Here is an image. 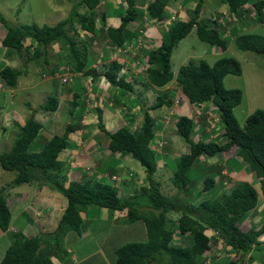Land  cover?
<instances>
[{
  "label": "trees",
  "instance_id": "obj_1",
  "mask_svg": "<svg viewBox=\"0 0 264 264\" xmlns=\"http://www.w3.org/2000/svg\"><path fill=\"white\" fill-rule=\"evenodd\" d=\"M99 1L77 0L76 4L71 5L67 16L53 25H38L34 22L10 25L0 14V24L5 29L0 39L3 56L23 57L26 60L30 58L37 60L41 57L42 64L47 66L49 62L47 47L52 42L58 43L59 62L68 64L72 69L70 72L79 71L81 76H89L91 80H98L102 76L107 86L115 89L116 94L113 99L114 103L118 102L117 98L119 99L121 95L134 91L133 84L136 79L135 77L128 79L125 74L120 75L122 69L120 62L116 59L107 60L103 51L104 49L110 51L114 45L121 47L124 42L134 38L136 32L130 30L129 24L140 21L143 13L140 10L136 11L134 0H124L125 7L114 11L119 14L118 25L106 26L105 11H96ZM193 1V8L187 10L189 14L188 17L186 16L187 19L181 18L186 10L182 14H176L177 18L161 32L159 45L143 53L146 59L145 78L140 80L143 90H137L130 102V105H139V126L122 125L109 132L103 126L101 110L94 108L95 125L106 138L105 147L110 153H127L136 160L144 171L147 185L140 186L132 180L129 182L127 178L121 177L124 173L119 175V171L113 167H109L110 173L119 176L116 180L117 184L106 182L102 175L96 179L87 177L82 180H67L65 172L69 165L58 159V154L68 144L69 132L80 126L73 122L76 117L75 106L78 94L72 91L67 110L72 119L64 126L61 134H52L38 150L29 151V144L35 139L40 128V123L31 114L19 125V131L11 146L6 151L0 152V167L12 171L11 180L6 185L8 188L30 182L43 184L46 181L66 201L52 231L33 236H27L17 230L11 232L9 244L0 259V264H51L49 255L51 246L55 244L54 255H56V249L66 232L75 231L79 234L82 222L80 214L88 206L117 212L124 210L125 216L119 219L120 221L130 223L141 220L144 224L146 240L126 242L116 247L113 251L112 264H218L214 261L202 262V253L211 248V240L206 235V230L215 232L222 243L237 254L236 259L229 260L225 264H236L237 261L252 259L264 264V247L260 245L264 239V221L256 228L249 227L244 230L238 223L246 212L258 206L257 191L251 183L239 179L233 184H228L227 192L219 194L212 200L203 199L195 206L190 203L186 195L180 196V193L185 194L190 191L194 181L191 179L190 170L197 164L200 165L197 168L201 167L205 171L199 173L204 179L200 188L196 190V195L213 188L223 177L219 176L221 170L217 173L213 172V162L208 163V159L214 157L219 164L218 154L234 146L235 156H238L240 159L238 161L253 174L254 181L259 184L260 193L264 198V108L254 109L246 116L244 124L239 126L232 108L239 103L241 91L225 88L222 84L225 75L240 73L239 62L233 57L219 56L211 63L200 60L197 63L181 64L174 78L169 62L173 47L192 28L198 40L210 45L224 46L227 37L222 34L223 28L216 22L220 16L230 19L232 26L229 30L234 31L233 44L236 49L263 55V35L238 34L236 29L240 22L247 24V20L241 18L242 14L250 11L244 8L247 1H250L255 20L264 21V0H214L216 5L212 12L217 10V13L206 22L199 16L204 0ZM170 2L171 0H149L145 6L147 17L155 21L164 20L165 8ZM77 6L81 7L80 11ZM95 37L100 38L98 43L95 42ZM92 41L93 45H91ZM63 50L66 51L64 55L61 52ZM29 52L31 54L27 57ZM87 52L93 59L91 63L101 59L102 65L98 68L91 67V63L87 65ZM55 71L57 68L50 67L42 75L50 76ZM20 72V69L13 70L9 66H2L0 81L7 87H13ZM172 78L187 102L194 104L210 102L214 106L213 110L218 112L217 117L223 125V130L218 137L222 138V141L216 142L208 138H211L212 134L206 132L202 126L196 128V122L192 117L183 113L176 117L174 120L176 134L185 141L187 148L174 157V167L169 168L170 185L179 193L166 195L161 192L158 181L152 177L157 165L159 163L165 165L167 161L166 156L161 155L164 142L158 147H152L156 146L155 141L162 137L155 128L159 123L155 121L150 111L158 110L162 106H170L172 99L168 97V91L153 92L151 88H149L152 92L150 100L141 95L147 86L161 87ZM92 89L94 90L95 86ZM57 103L56 97L50 95L40 107L54 111ZM211 131L213 132L214 128H211ZM196 133L199 137L193 138ZM238 161L233 156L229 164L235 165ZM229 171L233 170L229 168ZM111 175L109 174V177ZM122 186L126 189L131 186L134 192L131 191L129 195L123 194L121 190L119 191ZM5 187L0 188V230L2 231L9 226L10 220L9 206L3 194ZM140 189L141 192L137 191ZM141 196L145 199L143 204L148 209L139 207L143 206L139 203ZM168 211H174L175 213L172 212L174 216L168 217ZM171 224L172 228L169 226ZM173 235H177L180 239L186 236L184 240L186 244L181 246L174 242Z\"/></svg>",
  "mask_w": 264,
  "mask_h": 264
},
{
  "label": "rangeland",
  "instance_id": "obj_2",
  "mask_svg": "<svg viewBox=\"0 0 264 264\" xmlns=\"http://www.w3.org/2000/svg\"><path fill=\"white\" fill-rule=\"evenodd\" d=\"M149 0H134L136 5V11L142 10L143 7H139V4H145ZM77 0H0V14L3 16L5 21L10 25H17L20 23H37L38 25L47 24V25H53L57 21L65 18L67 16L68 11L70 10L71 5L76 4ZM50 4H53V7H56V10H52ZM58 5V6H55ZM124 6L125 2L124 0H100L99 4L96 8V11H105L106 18H105V25H111L116 26L117 25V17L119 16L118 12L114 13L118 6ZM194 1L193 0H171V2L167 5L169 7V11H165V15L168 17V21L170 19L171 13H177L182 14L185 12V10H189L190 7L193 8ZM216 3L214 0H204L201 11L199 12V16L202 21L206 22L209 21L210 18H212V15L217 13V10L212 12V9L215 8ZM79 8V11L81 10L80 6L76 7ZM246 8L249 9V12H245L242 14L241 18L244 20H247V24H242L241 22L237 25V32L238 34L241 33H255L259 35L264 36V21L263 22H256L254 11L252 10L250 1H247ZM206 10V11H205ZM264 12V11H263ZM189 16L188 11L181 15V18L184 20L187 19ZM165 17L164 19H166ZM176 19V17H175ZM167 20L165 22H167ZM225 21H229L226 18ZM155 25V22H153L151 19H149L144 12L142 15V19L138 22H133V24H137L138 28L140 25L143 29L147 30V36L150 39L154 40H160L161 32H163L168 25L169 22L166 25H162L163 21H158ZM229 23V22H228ZM230 24V23H229ZM136 26V27H137ZM160 26V27H158ZM158 27V31L156 32L155 29ZM151 29V30H150ZM5 29L0 24V39L2 38L4 34ZM79 31V30H77ZM229 32V31H228ZM138 36H142L143 33H141L139 30H137ZM230 34V33H229ZM236 35V34H235ZM81 37V36H80ZM75 39L77 37L75 36ZM95 42H99L100 38L97 39V37L94 38ZM94 42V43H95ZM93 41L91 42V45ZM80 43H78L79 45ZM102 46V45H101ZM209 48V51L215 52V55L209 54L210 52L207 51ZM103 54L105 56H108L109 53L104 49ZM58 43H51L47 47V56L49 59V62L47 66L45 64H42V58L39 57L37 60L28 59L26 62L27 69L24 68V65H20L19 58L16 56H13V60L15 62V66L13 68L15 70L20 69V75L17 78L16 81V87L15 88H8L6 86H3L0 83V152L6 151L12 144L15 135L19 131V125H21L24 120L27 117H30L31 114H33V118L37 120L40 123L39 133L35 137V139L29 144L28 150L29 151H36V145L42 143L41 141L45 140L42 139L46 136V139L48 136H51L52 134H61L64 131V126L70 122V117L68 113V101L70 100V94L72 91H75L77 94H82L81 87L83 86L82 82V76H77L79 73H75L72 75L70 79H67V82H63L61 79V75L66 74L67 71H71V67L64 65L63 63L59 62V56H58ZM64 54H66V51H61ZM2 49L0 48V67L4 64L12 63L11 61H5L4 59L8 60V58H4L2 55ZM31 52H29L30 56ZM25 55V54H24ZM27 55V54H26ZM91 54L87 52V65L92 62V58L90 57ZM219 56H230L235 58L240 65V73L239 74H227L222 78V84L225 88H231V89H239L241 91V99L237 105H235L232 108L233 114L239 124V126H242L244 124V120L248 114H250L254 109L256 108H264V56L251 52V51H241L239 49H236V47L233 44V37L230 36V38L227 37V43L224 46H211L210 44L200 41L196 38L194 35V28L190 30V32L182 39H180L176 46L173 47L170 53V70L173 74L176 73L177 68L181 64H185L187 62H193L197 63L200 60H204L208 63L213 62L217 57ZM2 57L4 59H2ZM97 61V60H96ZM131 63H134V61H131ZM13 64V63H12ZM98 64V63H97ZM9 65V64H8ZM136 66V65H133ZM50 67L57 68V71L54 72L53 75H46L43 76L42 74L45 73V71L49 70ZM69 69H66V68ZM96 67H98L96 65ZM47 68V69H46ZM71 69V70H70ZM135 69V68H134ZM128 72V71H126ZM137 73L136 77L141 78L140 73L138 74V71H133V73ZM86 79L88 77H85ZM130 79V78H128ZM101 82L102 79H99ZM92 82V80H91ZM96 84H99L96 82ZM108 84L103 81V84L100 86L101 90H104L103 93L110 94L111 89L109 88L107 91L106 89H103ZM172 86H174V83H171ZM2 87V88H1ZM137 88V89H136ZM178 88V87H176ZM134 91L132 93L127 92L126 98L129 100L132 99V95L135 94L137 90H143L141 85L139 83L133 84ZM152 89V88H151ZM174 94H177L175 92ZM54 95L58 101L57 107L54 111L44 110L40 107L42 103L47 99L48 96ZM151 95H149V100ZM179 100L182 101V103H185V99L183 95L179 94ZM104 100V95H100L99 99ZM127 102V101H125ZM129 105V104H128ZM209 102H206L202 109H194L193 112H189L191 117L194 119V122H196L197 126L200 125L206 132L212 134L210 140H215L216 142H221L222 138H218L223 130V125L218 119V112L216 110H213V105ZM178 104H173L170 107L162 106L158 110L150 111L151 115L154 116L155 121H157L159 124L163 122L166 123L165 126V132L166 130L174 132L172 135H168V140L166 142V139H163L165 141V146L162 147L161 155L166 156L167 163L164 165L162 163L158 164L157 161V170L153 173V178L158 181L159 187L162 193L166 195H174L176 193V190L170 185L169 182V175H170V169H173L174 167V157H177L180 153L184 152L187 148L185 141L182 140L180 136H177L176 132L173 128V120L176 119L175 116L179 113H182L183 110H178L179 113H176L178 109ZM104 109V108H103ZM176 110V111H175ZM188 111V109H187ZM95 111H91L92 114H94ZM162 112V113H161ZM185 112V111H184ZM96 114V112H95ZM163 115V116H162ZM189 115V114H188ZM126 117H123V121H125ZM102 120L105 124L108 125L112 123L113 118L107 115L105 112H103ZM114 121V120H113ZM17 122V123H16ZM119 124H122L120 122ZM133 124H136V127L140 124V116L137 119L136 122ZM115 127H110L107 129V131H111L118 128V124H114ZM107 127V126H106ZM132 127H135L133 125ZM113 128V129H112ZM211 128H214V131H211ZM111 129V130H110ZM93 132L95 136L97 137V133L101 132V130H98L96 133V128L93 129ZM48 134V136L46 135ZM102 134V135H101ZM99 136H103V132H101ZM84 136V134H82ZM199 137V134L196 133L193 135V138ZM103 136V140H104ZM205 138V136L203 137ZM154 141V139H153ZM80 151L85 153L84 146L88 149L91 146V142L87 145L86 141H80ZM97 145V144H92ZM68 146V147H67ZM66 149L69 150L70 148H78V146H73L72 144H67ZM157 147V146H152ZM164 147L166 149H164ZM65 150V152L67 151ZM165 151V153H163ZM235 147L232 146L228 150L224 152H220L218 156H220L219 164L217 163V159L214 157H210L208 159L209 162H213V172L217 173L218 170H221L219 172V176H222L223 178L217 182V184L211 188L210 190L206 191L203 194L196 195V190L200 188L201 182L203 181V176H200L199 173L205 171L204 169L197 168L198 165L192 166L190 170L191 179L194 180L192 187L190 188V191L186 192L185 194L180 193V196H185L190 200V203L192 205H198L200 204V201L203 199L212 200L215 197H217L219 194L223 192H227L229 190L228 184H233L239 179L247 180L249 183H251L254 188L257 191V205L255 208L251 209L250 211L246 212L243 217H241L238 220V223L240 227L244 229H248V227H257L262 221H264V198L262 197L259 189V184L254 181L253 174L248 171L244 164L238 160L239 157L235 156ZM108 151H105L107 153ZM166 152H169L168 154ZM103 153V152H102ZM110 153V152H109ZM77 154V152L75 153ZM111 155V154H110ZM120 156H117L116 154L111 155V159H105L100 161V166L98 167L100 171H110L109 167L116 168L119 171V175H123V178H127L129 182L131 180L133 182H136L138 185H147V181L145 179V174H141L142 167L140 164L132 159L127 153H121ZM100 156V153H99ZM117 156V157H116ZM235 157L237 159L238 163L235 165L233 163L231 166V169L233 171H229V167L227 164L231 161L232 157ZM115 157V158H114ZM95 160H98L96 157ZM159 159V158H158ZM75 160H71L73 162ZM71 162L64 163L65 165L71 164ZM219 167H218V165ZM64 165V166H65ZM95 165V164H94ZM163 165V166H162ZM228 167V168H227ZM90 168V167H89ZM109 168V169H108ZM92 169L93 164H92ZM201 169V171L199 170ZM228 169V170H227ZM72 171H76V167L71 166ZM78 170V169H77ZM84 170L88 172L86 174L87 176L90 175V171L87 167H84ZM95 170V169H94ZM68 179L74 180V179H81L84 174H80V172H77V175L73 176L71 171H68ZM223 172V173H222ZM245 173V175H243ZM97 175V174H96ZM129 175L130 177H127ZM189 176V174H188ZM12 177V171L3 170L0 167V188L5 187L8 182L11 180ZM98 175L96 176V178ZM139 178H141V181L139 182ZM217 176L214 177L216 179ZM228 178V179H227ZM109 183L112 182L110 179H106ZM225 182V183H224ZM114 184H117V181H115ZM37 185L42 186L45 185L47 187V190L50 192H54L55 190L50 187V185L45 181L43 184L33 183L30 185L26 184H20L18 187H10L6 186L4 190V198L7 200V203L9 202H15L18 212L16 214L14 213L13 219L11 223L14 226H17L19 230H23L24 225H28V217L31 218V214L29 211L22 212V207L24 204L20 203L16 197H14L15 192L14 191H25L23 193V197L26 195L33 196L34 189H38ZM228 186V187H227ZM21 187V188H20ZM50 187V188H49ZM135 187V185H134ZM52 188V189H51ZM132 187L129 188L120 187L119 191L121 190L123 194L129 195L132 191L134 192ZM141 192L140 190H137ZM14 192V193H13ZM57 193V192H56ZM59 194V193H58ZM61 197V200L64 201V197L59 194ZM142 197V196H141ZM144 198H141V201H139L140 204L143 206H139L141 209H148L144 206ZM138 203V202H137ZM14 205V203L11 204V206ZM9 206V204H8ZM88 210L90 212H87L86 216H84V212L81 215V228L84 229L87 233L86 236L89 238V240L92 241L94 248L90 254L83 257L78 255H75V259L72 260L68 257L70 252V241L75 238V231H68L62 238V242L60 243L59 247L56 249L57 253L54 256H51L57 261L59 264H69L72 262V264H112L114 260V254L113 251L116 247L120 246L123 243L126 242H143L146 240V234H145V228L144 224L141 220H136L134 222H123L120 220H115L114 214L117 216L118 213L125 214V211L117 212V211H111L110 209L105 210L100 207L96 206H88ZM94 209H92V208ZM103 209V211H102ZM41 216L48 214V211L45 209H41ZM12 212V211H11ZM113 212V213H112ZM174 211H168L167 216L172 217L174 216ZM34 215V213H33ZM178 215V214H177ZM28 216V217H27ZM176 216V215H175ZM27 218V219H26ZM32 219V218H31ZM41 220L40 218H37V224ZM55 222L52 220V223L48 225V227L45 228V230H50L54 226ZM172 228V224L169 225ZM42 233L41 231H37L36 234ZM47 233V232H45ZM80 233V232H79ZM84 238V237H82ZM75 242V240H73ZM220 243L222 244V241L220 240ZM185 244V243H183ZM75 244L71 247H73ZM95 245V246H94ZM264 247V239L261 244ZM72 250V249H71ZM60 251V252H58ZM75 251V250H74ZM73 251V252H74ZM257 251V250H256ZM72 252V251H71ZM223 252L231 253L230 250H223ZM258 253V252H255ZM235 255H231L230 258L234 259ZM228 256V254L226 255ZM50 257V258H51ZM236 257H238L236 255ZM253 260V259H252ZM250 260V262L252 261ZM241 261H237L236 264H241ZM255 262V259L252 261Z\"/></svg>",
  "mask_w": 264,
  "mask_h": 264
},
{
  "label": "crops",
  "instance_id": "obj_3",
  "mask_svg": "<svg viewBox=\"0 0 264 264\" xmlns=\"http://www.w3.org/2000/svg\"><path fill=\"white\" fill-rule=\"evenodd\" d=\"M51 9L52 10H56V7H53V4H50ZM58 6V5H55ZM178 14V13H176ZM117 19V18H116ZM117 23H118V19H117ZM156 25V24H155ZM161 26V25H160ZM158 26V27H160ZM158 27H156L155 31H158ZM151 30V29H150ZM147 30L144 29L143 33V37L145 39V42L147 44H149L148 46L154 45L156 40H152L147 36ZM215 52H211V55H214ZM121 59L123 60L124 63V69L128 70V77L132 78L135 77V83H139L140 84V80H142L141 78H145L144 77V73L142 72H138V74L140 73L141 78L136 77V72L133 73V71H137L138 67H134L133 65H136V59H134L133 57L130 58V56H125V57H121ZM11 61V60H10ZM131 61H134V63H131ZM8 62V61H7ZM13 63V64H12ZM12 63H8L9 66L14 70L13 66H15V62L14 60H12ZM92 65V63H91ZM140 67V66H139ZM135 68V69H134ZM132 70V71H131ZM81 75V74H80ZM78 75V76H80ZM82 82H83V86L81 87L82 90V94H78V98L77 100V104L75 106V115L76 117L73 119V122H75L76 124H79V128L75 129L73 132H70L68 134V144H72L73 146H78V148H70L69 150H67L65 147L63 148L59 154H58V159L64 161V163L67 162H71V160H75L73 162H71L70 166H68V169L65 172V175L67 176V180L68 179V171H71V173L73 174V176L77 175V172L80 174H84L82 176L81 179H74V180H82L85 178H93L96 179V176L98 175V177H100L101 175L103 177H105V179H110L109 174H115V173H110V171L106 170V171H100L99 170V166H100V161L103 159H111V155L116 154L117 156H120L119 152H113V153H109V150L105 147L106 146V138H104L103 140V136H99L101 134V132L97 133L98 129L96 128V114L94 112V114L91 113V111H94V108H98L101 110V118L103 115V112H105L107 115H109L110 117L113 118L112 123L108 125L104 123V121L102 120L103 126L104 128L107 130L110 127H115L114 124H118L119 126L122 125H126V126H133L134 122H136V118H139L138 115V110H139V105H130V102L132 100L127 101L128 99L126 98V95L123 94L120 96V98L118 100V102L114 103V99L113 96L114 94H116V91L114 88H110L111 89V93L108 94L107 93H103L104 90H101L100 86L103 84V81L101 82L99 79L98 80H92L90 78H85L82 76ZM96 82H98L99 84H96ZM105 82V81H104ZM172 82L167 83L166 85L158 88L160 90H166L170 93H175L177 92V88L171 85ZM93 86H95V89L93 90ZM149 88H152L153 90H157V88L155 86H147V88H144L145 91L142 92L141 96H145V98H149V95H151L152 92H150L151 90H149ZM105 91H107L109 89L108 86H106ZM179 94V93H178ZM100 95H104L105 99L101 100V98L99 99ZM133 99V97H132ZM151 99V98H150ZM116 100V101H117ZM179 106L178 109L176 111V113H179L178 110H183L186 111L187 110V103H182L181 100H179ZM129 104V105H128ZM104 108V109H103ZM182 112V113H183ZM70 117V121H71V116ZM123 117H126L128 119H126L125 121H123ZM120 122H122V124H119ZM107 126V127H106ZM165 123L164 121L158 125H156V129L158 131V133H160V136L162 137V139H166V142L168 140V135L169 134H173L174 132L166 130L165 132ZM96 128V133H97V137L95 136L93 129ZM113 129V128H112ZM111 130V129H110ZM115 130V129H114ZM114 130H111L109 132H112ZM82 134H84V136H82ZM48 136V134H46ZM102 135V134H101ZM50 136H48L49 138ZM105 137V136H104ZM47 138V139H48ZM42 139H46V136ZM41 141L42 143L37 144L36 145V150H38L40 148V146L43 144V142L45 141ZM86 141V144L88 145L91 142V146L87 149L86 146H84L85 149V153L82 151H80V153L78 152L80 150V141ZM92 144H97V145H92ZM65 150H67L65 152ZM105 151H108L107 153H105ZM77 152V154H75ZM103 152V153H102ZM100 153V156H99ZM111 154V155H110ZM116 156V157H117ZM97 158L98 160H95L94 158ZM115 158V157H114ZM75 166L76 167V171H72L71 170V166ZM92 164H93V168L92 169ZM95 164V165H94ZM229 168H231V164H227ZM84 167H87L90 171V175H86L88 174V172L86 170H84ZM90 167V168H89ZM78 169V170H77ZM116 169V168H114ZM141 174L144 175V171L143 169H141ZM97 174V175H96ZM117 175V174H115ZM97 177V178H98ZM116 179V178H115ZM111 180V179H110ZM106 182H108L107 180H105ZM141 181V178H139V182ZM36 182H30V183H25L27 186L30 184H33ZM112 184L115 183V181L112 180L111 182ZM14 187H18V186H14ZM38 189H34L33 191V196L30 195H26L23 197V193L25 191H14L15 195L14 197H16L18 199V201L22 204H24V206L22 207V212L24 211H29L31 214V218L28 217L27 221H28V225H24L22 228L23 230H19L17 228V226H14L11 221L13 219V215L14 213L16 214V212H18L17 206L15 204V202H9V211H10V220H9V226L5 231L0 230V259L5 251V249L7 248L8 244H9V234L12 232V230H17V231H21L23 234L27 235V236H33L36 234L37 231H41L42 233L45 232H50L54 229L56 222L62 212V210L64 209L65 205H66V201H62L61 197L58 193L54 192H50L47 190V187H45V185H42L39 187V185H37ZM21 188V187H20ZM13 192V193H14ZM65 199V198H64ZM7 201V200H6ZM14 203V205L11 206V204ZM89 208V207H88ZM88 208L84 211V216H86L87 212H90L88 210ZM92 208V207H90ZM95 208V207H94ZM92 208V209H94ZM41 209H45L46 211H48V214L43 216H41ZM105 210V208H103ZM102 209V211H103ZM12 211V212H11ZM34 213V215H33ZM113 213V212H112ZM83 214V213H81ZM115 220H119L122 219L124 217V215L122 213H118V215L116 216L114 214ZM37 218H40L41 220H39L38 224H37ZM52 220H54L55 224L52 227V229L50 230H45L46 227H48V225L50 223H52ZM206 235L209 236L210 241V245L211 248L207 251H205L204 253H202L201 257L203 259V263H207L210 261H214L217 262L218 264H225L227 261L229 260H234L236 259V253L233 252L228 246L224 245L223 243H220V238L217 237V235H214V233H212V231L206 230ZM86 231L84 229L81 228L80 233L77 234L75 233V238L72 239L70 241V245L72 246L73 243L75 244L73 247L69 246L70 248V252H69V260L75 259V255H80V256H87L88 254H90L92 252V250L95 248H92L93 243L91 240H89V238L86 236ZM84 237V238H82ZM186 237V236H185ZM185 237H183V239L178 238L177 235H173V239L174 242H177L178 244H180L181 246L185 245L186 242ZM75 240V242L73 241ZM185 243V244H183ZM212 243V244H211ZM95 246V245H94ZM72 249V250H71ZM75 250V251H74ZM223 250H230L231 253H226L223 252ZM72 251V252H71ZM74 251V252H73ZM88 253V254H86ZM228 254V256H226ZM235 255V258L232 259L230 258L231 255ZM51 264H59L57 261H55V259L53 257L50 258ZM241 264H259L257 262H250L247 260L241 261ZM69 264H72L69 263ZM199 264V263H197Z\"/></svg>",
  "mask_w": 264,
  "mask_h": 264
},
{
  "label": "clouds",
  "instance_id": "obj_4",
  "mask_svg": "<svg viewBox=\"0 0 264 264\" xmlns=\"http://www.w3.org/2000/svg\"><path fill=\"white\" fill-rule=\"evenodd\" d=\"M146 4H147V2L145 3V4H139V7H143V11H142V13H144L145 12V6H146ZM123 7H125V5L124 6H122V8ZM118 8H121V6L119 5L118 6ZM244 8H246V4L244 5ZM169 9V7L167 6L166 8H165V11H169L168 10ZM166 17H167V15H166ZM175 17H176V13L174 14V13H171V16H170V19H169V21L167 20L168 19V17L166 18V19H164V20H160V21H163V23H162V25L161 26H163V25H166L168 22L170 23V22H172L174 19H175ZM177 18V17H176ZM117 19H119L118 17H117ZM141 19H142V17H141ZM140 19V20H141ZM150 19V18H149ZM152 20V19H151ZM167 20V22H165ZM227 20H229L230 21V19L229 18H227ZM153 22H155V24H157V23H159L158 21H155V20H152ZM229 21H225L224 22V20H223V17L222 16H220V17H218L217 19H216V22L218 23V24H220V26L223 28V32H222V34H224L226 37H228V38H230V36H234V31H230L229 30V27L230 26H232V24H231V22H229ZM139 22V21H138ZM138 22H136L137 24H138ZM230 24H229V23ZM257 22V21H256ZM132 24V23H131ZM131 24H129V28H130V30H132V31H135L136 32V36L134 37V38H132L129 42H124L123 43V46H112L111 48H110V51H107L108 53H109V55L108 56H106V58H107V60H111V59H116L117 61H119L120 62V64L122 65V69L120 70V75H123V74H125V76L127 77V78H130V77H128L127 75V73L128 72H126V71H128V70H125L124 68V63H123V60L121 59V57H125V56H130V58L131 57H133L134 59H136V66H134L135 68L136 67H138L137 68V71L138 72H145V67H146V62H145V58H144V56H143V53L146 51V50H149L150 48H153V47H155V46H157V45H159V43H160V40L158 39V40H156L155 41V43H154V45H151V46H148L149 44H147L146 42H145V39H144V37H143V35L142 36H138V33H137V30H139L141 33L144 31V29L142 28V26L140 25V27L138 28V26H137V24H133V25H131ZM117 25H118V23H117ZM116 25V26H117ZM167 25H169V24H167ZM137 26V27H136ZM113 27H115V26H113ZM145 29H146V27H145ZM229 31V32H228ZM230 33V34H229ZM195 35V34H194ZM227 43V42H226ZM211 46H216V45H211ZM207 51L208 52H210L209 54H211V51H209V48L207 49ZM136 52H137V54H136ZM213 52H214V50H213ZM28 55H29V53H28ZM27 55V57H29ZM215 55V54H214ZM1 56H3V53H2V55ZM222 56V55H221ZM4 57V56H3ZM2 57V59H4V58H7V57H4L3 58ZM13 56H11V57H9L8 58V60H6V59H4L5 61H10V60H13V58H12ZM17 57V56H16ZM218 57H219V55H218ZM19 58V61H20V65H24V68L25 69H27V67H26V62H27V60L25 59V58H23V57H18ZM97 60V61H96ZM95 60V62H93L92 63V65H90L91 67H94V68H98V67H100V65H102V63H103V60H101V59H96ZM106 60V61H107ZM106 61H104V62H106ZM98 63V64H97ZM186 64V63H185ZM96 65L98 66V67H96ZM3 66V65H2ZM1 66V67H2ZM4 66H9L8 64H4ZM140 66V67H139ZM0 67V68H1ZM10 67V66H9ZM66 69H68V68H66ZM15 70V69H14ZM132 71V70H131ZM75 73H79L78 75H80L81 73L79 72V71H72V72H70V71H67L66 70V74H67V79H70L71 77H72V75L73 74H75ZM176 74V73H175ZM175 74H173L172 73V75H173V78H174V75ZM20 75V73L19 74H17V77H16V81H17V78H18V76ZM77 75V76H78ZM63 75H61V77H62ZM81 76V75H80ZM88 78H90L89 76H87ZM144 77H145V75H144ZM102 80H104L103 79V77L101 76L100 77ZM171 79L169 82H173L174 83V87H178V86H176V84H175V82H174V79ZM67 79H66V81H63V82H67ZM131 79V78H130ZM169 82H167V83H169ZM0 83L3 85V86H5L1 81H0ZM166 83V84H167ZM165 84V85H166ZM16 85V84H15ZM164 86V85H163ZM7 87V86H6ZM16 87V86H15ZM14 86L13 87H8V88H15ZM162 87V86H161ZM2 88V87H1ZM157 88V90H153V92H156V91H166V90H160V89H158V88H160V87H156ZM177 94H174V93H170V92H168L169 93V95H168V97L169 98H171L172 99V104L170 105V106H172L173 104H178V103H180V101H179V94L181 93L180 92V89H179V87L177 88ZM131 93V92H130ZM179 93V94H178ZM126 95H128V94H126ZM132 97H134L133 95H132ZM185 99V98H184ZM132 100V99H131ZM185 101H186V99H185ZM127 102H128V100H127ZM186 103H187V109H188V111L186 110L185 112H183V114H189L188 116L189 117H191V115H190V113L189 112H193L194 111V109H202L203 108V106H204V104L206 103V102H203V103H200V104H194V103H190V102H187L186 101ZM210 103V102H209ZM211 104V103H210ZM170 106H168V107H170ZM212 106V105H211ZM205 107V106H204ZM162 113V112H161ZM179 114H181V113H179ZM179 114H177L176 116H175V118L179 115ZM163 116V115H162ZM175 120V119H174ZM174 120H173V128H174ZM164 121V120H163ZM165 123V122H164ZM157 125V124H156ZM165 125H166V123H165ZM196 126H197V124H196ZM174 131L176 132V129L174 128ZM73 132V131H72ZM70 133V132H69ZM178 136V135H177ZM156 146L158 147L161 143H165V141L162 139V138H159V139H157L156 141ZM235 158V157H234ZM228 168V167H227ZM114 176V178L112 179L111 178V176ZM111 176H110V179L111 180H113V181H116V180H118L119 179V176H117V175H115V174H112ZM121 177H123V176H121ZM116 178V179H115ZM36 183H38V182H36ZM62 213V212H61ZM124 216H125V214H124ZM8 228V227H7ZM6 228V229H7ZM249 228V227H248ZM256 228V227H255ZM5 231V230H4ZM13 231H15V230H12V232ZM212 233H214V235H216V233L215 232H212ZM209 237V236H208ZM218 237V236H217ZM219 238V237H218ZM51 256H54V254L53 255H51Z\"/></svg>",
  "mask_w": 264,
  "mask_h": 264
},
{
  "label": "water",
  "instance_id": "obj_5",
  "mask_svg": "<svg viewBox=\"0 0 264 264\" xmlns=\"http://www.w3.org/2000/svg\"><path fill=\"white\" fill-rule=\"evenodd\" d=\"M263 55H264V52H263ZM54 250H55V244H53V245L51 246V249H50V251H49V255H50V256L54 254Z\"/></svg>",
  "mask_w": 264,
  "mask_h": 264
},
{
  "label": "built area",
  "instance_id": "obj_6",
  "mask_svg": "<svg viewBox=\"0 0 264 264\" xmlns=\"http://www.w3.org/2000/svg\"><path fill=\"white\" fill-rule=\"evenodd\" d=\"M61 79H62L63 81H66V79H67V74H65L64 76H62ZM111 178L113 179L114 176L112 175Z\"/></svg>",
  "mask_w": 264,
  "mask_h": 264
}]
</instances>
